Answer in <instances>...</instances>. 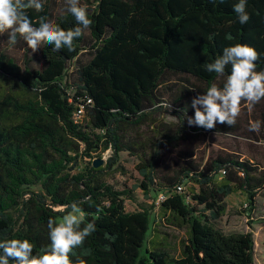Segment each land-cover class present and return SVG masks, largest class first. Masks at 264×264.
Returning a JSON list of instances; mask_svg holds the SVG:
<instances>
[{
  "label": "trees",
  "instance_id": "trees-1",
  "mask_svg": "<svg viewBox=\"0 0 264 264\" xmlns=\"http://www.w3.org/2000/svg\"><path fill=\"white\" fill-rule=\"evenodd\" d=\"M80 2L92 24L74 40V51L55 52L42 44L38 66L0 52V240L28 239L34 254L40 253L51 243L49 218L60 222L73 202L83 201L84 224L94 221L96 231L70 254L73 264L77 258L84 264H255L254 234L225 232L216 222L227 211V197L238 191L254 208L264 191V158L221 152L197 161L183 153L174 169H163L164 153L187 139L185 119L195 114L182 96L169 103L177 123L156 125L152 154L139 130L162 111L167 101L161 88L169 77H192L210 87L219 77L203 66L225 47H254L260 54L257 71L264 70V0H247L245 24L233 11L239 0ZM52 4L44 0L43 11L27 10L33 26L41 16L65 30L77 26L65 11L53 18ZM85 50L91 58L78 67L71 87L69 63ZM79 105L84 116L76 120ZM255 140L264 141V133ZM108 149L107 167L120 152H131L139 158L145 193L168 195L160 210L187 232L180 257L149 240L151 210L126 211L127 193L107 182L105 168L93 166L95 156ZM80 161L86 162L81 169ZM182 184L185 192L178 193Z\"/></svg>",
  "mask_w": 264,
  "mask_h": 264
},
{
  "label": "rangeland",
  "instance_id": "rangeland-1",
  "mask_svg": "<svg viewBox=\"0 0 264 264\" xmlns=\"http://www.w3.org/2000/svg\"><path fill=\"white\" fill-rule=\"evenodd\" d=\"M64 0H53L51 7L52 17L55 18L64 12ZM85 45L91 44L89 32L86 31ZM7 33L1 34L0 52H5L20 64H24L27 60L34 65L40 64L39 51L32 52L26 45V42L17 37L18 43L15 46H9L7 43ZM91 58L89 50L83 51L75 60L69 63L67 70V81L71 87H75L78 80L77 69L80 65L86 64ZM214 83L219 87H223L224 77H219ZM185 88L187 90H185ZM208 86L199 82L195 78L186 76H171L169 80L163 84L161 93L167 101L162 104V111H157L152 114L155 118V123L143 125L139 133L141 141L145 144V151L152 154L154 142L158 138L157 126L160 123H177V118L172 114L175 108L169 103L178 97L182 96L181 100L192 101V99L203 92H206ZM192 117V116H191ZM194 117V116H193ZM186 121V129L188 137L185 141H181L177 149L169 150L163 156V169H174L176 163L181 161L183 153L192 155V159L200 160L207 157L211 153H238L243 156L255 157L258 159L264 158V141L257 142V137H262L264 133V99L255 105H249L248 102L242 101L240 112L234 126L217 123L212 130H205L201 127L189 126ZM255 121H261V127L258 132L250 131V125ZM157 125V126H156ZM175 127V126H172ZM112 156V150L108 149L103 153L95 156V160L102 159L101 168H105L107 172V182L115 189L125 191L126 211H140L141 209L151 210V230L149 232V240L153 239L154 234L158 235V243L170 253L174 258L181 256L182 244L187 238L185 227L175 226L170 220L165 219L163 212L160 210V193H154L152 190L147 194L140 187L143 177L138 168L139 158L131 152L122 151L118 154V161L107 167V163ZM85 161L79 162L80 169L85 166ZM191 184L186 185V190L190 191ZM130 196V198H127ZM227 211L225 215L218 220L217 225L226 232L235 230L254 229V224L264 223V191L256 198L254 208L244 207L247 203L246 194L238 191L229 195L226 199ZM79 215H82L79 213ZM255 240V262H260V255L263 246L262 240H259L258 234H254ZM263 253V254H261Z\"/></svg>",
  "mask_w": 264,
  "mask_h": 264
},
{
  "label": "clouds",
  "instance_id": "clouds-1",
  "mask_svg": "<svg viewBox=\"0 0 264 264\" xmlns=\"http://www.w3.org/2000/svg\"><path fill=\"white\" fill-rule=\"evenodd\" d=\"M43 2L44 0H0V34L7 33L9 46L18 43L19 35L33 53L42 44L53 46L52 50L55 52L62 49L74 51V40L80 38L92 24L87 5L81 4L80 0H64V11L74 17L77 25L65 30L45 16L39 18L38 27L33 26L27 10L41 12ZM219 2L223 3L224 0ZM246 6L247 0H239L233 6L241 24L250 19ZM259 58L260 54L254 47L238 43L225 47L222 55L214 62L206 63L203 67L207 72L224 77L223 87L213 83L206 92L192 99L191 107L195 114L194 117H187L188 125L205 130L214 129L217 123L232 127L236 124L242 101L255 105L264 99V70L257 71L256 63ZM229 65L231 71L226 74V67ZM260 127L261 121H255L249 130L258 132ZM79 203L83 201L73 202L69 206L72 211L64 215L60 222L49 218L47 227L51 243L42 248L40 253L34 254L35 246L28 239L0 240V264H73L70 254L75 255V249L82 247L86 238L96 231L94 221L84 224L83 216L79 215L82 211ZM101 211L97 207V212ZM75 264L84 262L77 258Z\"/></svg>",
  "mask_w": 264,
  "mask_h": 264
},
{
  "label": "crops",
  "instance_id": "crops-1",
  "mask_svg": "<svg viewBox=\"0 0 264 264\" xmlns=\"http://www.w3.org/2000/svg\"><path fill=\"white\" fill-rule=\"evenodd\" d=\"M261 193V192H260ZM259 193V195H260ZM258 195V196H259ZM257 196V197H258ZM256 205V204H255ZM225 231V230H224ZM251 231L253 234L257 233L258 234V238L259 240H262L261 244L263 246V249L261 250V252H264V223H261V224H254V229H246V230H235V231H232V232H249ZM226 232V231H225ZM154 240L158 241V235L157 234H154V236L152 237ZM263 254V253H261ZM254 258H255V250H254ZM260 262L262 264H264V255H260ZM256 264V262H255Z\"/></svg>",
  "mask_w": 264,
  "mask_h": 264
},
{
  "label": "built area",
  "instance_id": "built-area-1",
  "mask_svg": "<svg viewBox=\"0 0 264 264\" xmlns=\"http://www.w3.org/2000/svg\"><path fill=\"white\" fill-rule=\"evenodd\" d=\"M91 100H87V102L89 103ZM84 116V108H83V105H79L78 109L76 110L75 114H74V118L76 120H81ZM177 192L178 193H184L185 192V187L184 185L182 184L181 186H178L177 187ZM168 197L167 194H165L164 192H160V200L161 202L164 201L166 198ZM160 202V203H161ZM244 207L247 208L248 207V203H245L244 204Z\"/></svg>",
  "mask_w": 264,
  "mask_h": 264
},
{
  "label": "water",
  "instance_id": "water-1",
  "mask_svg": "<svg viewBox=\"0 0 264 264\" xmlns=\"http://www.w3.org/2000/svg\"><path fill=\"white\" fill-rule=\"evenodd\" d=\"M102 164H103V160L102 159H97V160H94V162H93V166L95 168H99Z\"/></svg>",
  "mask_w": 264,
  "mask_h": 264
}]
</instances>
